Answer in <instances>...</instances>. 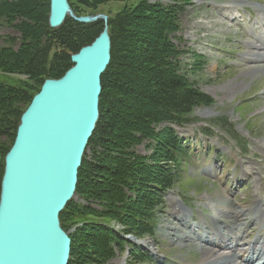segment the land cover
I'll return each instance as SVG.
<instances>
[{
  "label": "trees",
  "instance_id": "trees-1",
  "mask_svg": "<svg viewBox=\"0 0 264 264\" xmlns=\"http://www.w3.org/2000/svg\"><path fill=\"white\" fill-rule=\"evenodd\" d=\"M0 1V16L7 14L9 22L25 18L18 27L31 42L8 57V63L0 62V69L31 76L40 87L47 79L61 78L72 67L70 56L90 45L102 29L101 22L81 24L69 18L50 29L42 12L49 0ZM73 1L100 5L114 0ZM159 6L144 2L141 9L123 10L108 21L110 61L101 76L98 121L75 189V196L88 205L72 199L59 216L64 231L72 216H88L75 227L76 233L68 234V264H106L121 248L124 237L103 219L121 224L124 234L137 238L152 234L148 223L163 204V193L174 183V170L188 158L173 128L191 124L196 108L212 104L208 95L177 73L168 37L179 29L182 8L174 5L161 10ZM142 11L149 17L141 15ZM139 14L143 24L135 18ZM138 44L142 45L139 50ZM0 53L7 55L3 50ZM36 93L29 96L27 90L0 81V133L16 134L20 117ZM140 145L149 155L138 153ZM1 175L2 168L0 182ZM95 204L99 210L91 206ZM137 254L130 257L138 260Z\"/></svg>",
  "mask_w": 264,
  "mask_h": 264
},
{
  "label": "rangeland",
  "instance_id": "rangeland-1",
  "mask_svg": "<svg viewBox=\"0 0 264 264\" xmlns=\"http://www.w3.org/2000/svg\"><path fill=\"white\" fill-rule=\"evenodd\" d=\"M7 1L11 4L13 0ZM143 1L147 6L158 4L161 10L174 5L182 8L179 29L168 37L175 51L177 73L208 95L212 104L196 108L191 124L174 128L190 159H185L174 170V183L163 193V204L148 223L152 234L137 238L134 234H124L121 224L110 218L103 219L125 239L106 264H199L203 258L199 237L186 241L184 236L209 232V223L203 225L200 220L217 218L222 222L212 224L225 231L223 222L231 219L227 202L236 210L255 208L257 204L264 208V59L251 60V53H264V49L258 51L251 47L255 41L264 47V0ZM67 2L71 14L66 18L103 15L107 17V24L123 10L141 9L144 4H140V0L104 1L100 5ZM42 7L46 20L49 1ZM140 14L149 17L143 11ZM140 14L135 18L143 24L145 21H141ZM7 16L3 13L0 16V50L7 53H0L1 63H8V57L16 56L20 47L31 43L18 27L25 18L9 22ZM219 22H223V26L215 25ZM140 46L138 44V50ZM0 81L8 87L27 90L29 96L40 90L38 81L20 72L0 69ZM14 132L0 133L1 178L6 150L13 144ZM136 149L141 155H149L144 145ZM247 169L253 172L248 174ZM73 200L82 206L88 205L76 196ZM91 206L98 209L97 204ZM221 209L222 213L218 211ZM87 217L72 216L65 232L76 233L75 227ZM254 233L255 228L251 231ZM250 239L254 240L255 235ZM135 252L138 260L130 257ZM236 253L239 254V250Z\"/></svg>",
  "mask_w": 264,
  "mask_h": 264
},
{
  "label": "water",
  "instance_id": "water-1",
  "mask_svg": "<svg viewBox=\"0 0 264 264\" xmlns=\"http://www.w3.org/2000/svg\"><path fill=\"white\" fill-rule=\"evenodd\" d=\"M71 14L67 0H49L48 26ZM94 41L70 56L72 67L45 80L20 117L0 183V264H68L71 241L59 215L75 196L83 154L99 116L101 76L110 61L107 17Z\"/></svg>",
  "mask_w": 264,
  "mask_h": 264
},
{
  "label": "bare ground",
  "instance_id": "bare-ground-1",
  "mask_svg": "<svg viewBox=\"0 0 264 264\" xmlns=\"http://www.w3.org/2000/svg\"><path fill=\"white\" fill-rule=\"evenodd\" d=\"M215 25L223 26V22L215 23ZM251 47L254 50L258 51L264 49L262 45L256 44V41L254 42V46L252 45ZM251 56V60L254 61H262L259 59H264V53L261 52L251 53ZM262 69L263 68L258 70L255 69L254 72L261 71ZM247 172L248 174H251L253 170L247 169ZM230 203L227 202V204L229 205L228 208L230 209V213L228 214L231 216V219L228 220L226 223L223 222L225 224L226 230L222 232V230L218 229L217 227H213L210 229L214 237L220 239L223 242L219 244V249L222 252H219V250H214L212 248L211 250L200 248V250L202 251L203 258L201 259L199 264H237V259H239L241 256H245V259H240L239 264H264V241H261V237L264 236V225L261 222V220L264 219V208H262L261 204L256 203L257 205L255 206V208H242L240 210H236L233 204ZM218 211L222 213V209ZM218 221L221 220H218L217 218L215 220L212 217L210 224H212V222H214L215 224ZM257 225H259L258 237L252 242L243 241V238L248 237V234H246L247 230L253 229L254 227H257ZM195 239H197L196 235L184 236V240L186 241ZM228 239H231V241H229V243H224ZM239 246H245V250L242 251L241 255L236 256L235 251Z\"/></svg>",
  "mask_w": 264,
  "mask_h": 264
}]
</instances>
